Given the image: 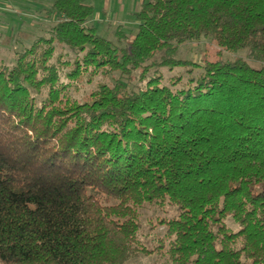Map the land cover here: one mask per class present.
I'll list each match as a JSON object with an SVG mask.
<instances>
[{"label": "trees", "instance_id": "obj_1", "mask_svg": "<svg viewBox=\"0 0 264 264\" xmlns=\"http://www.w3.org/2000/svg\"><path fill=\"white\" fill-rule=\"evenodd\" d=\"M53 12L0 62V264H264V0H144L122 47L84 0ZM202 38L246 56L177 58ZM148 205L174 212L144 243Z\"/></svg>", "mask_w": 264, "mask_h": 264}, {"label": "rangeland", "instance_id": "obj_2", "mask_svg": "<svg viewBox=\"0 0 264 264\" xmlns=\"http://www.w3.org/2000/svg\"><path fill=\"white\" fill-rule=\"evenodd\" d=\"M144 0H84V3L93 7V14L87 25L96 28L97 34L110 39L115 46L122 47L125 40H119L117 30L126 34L130 39L136 32L138 21L134 13L139 9ZM52 0H0V62L12 65L17 52L31 44L34 38L48 35V30L56 21L55 12L49 13ZM60 50V49H58ZM66 51H68L66 49ZM159 54L155 62H159ZM236 56L245 57L246 51L237 53L220 51L208 39L189 42L179 46L177 58L201 62V60H214L216 58L233 59ZM153 63V62H152ZM148 65H151L149 62ZM199 70L194 69L187 73L185 68L175 67L169 69L165 66H150L147 76L152 74L162 75L163 82L170 83L171 79L180 77L181 81L175 87H182L189 77L196 76ZM97 82L112 83L110 75L99 74L92 83H86L83 93L94 89ZM133 84H140L139 71L131 77ZM73 94V93H72ZM75 95V94H73ZM78 95V94H77ZM174 208L166 205L162 210L154 206H146L140 210L142 223L141 240L145 243L152 235H162L163 226L156 223L157 217L170 216ZM227 224L236 229V224L227 219ZM149 222H154V228H149ZM161 233V234H160ZM148 234V235H147ZM156 256L140 255L130 261V264H154ZM159 262V261H157ZM156 262V263H157Z\"/></svg>", "mask_w": 264, "mask_h": 264}]
</instances>
